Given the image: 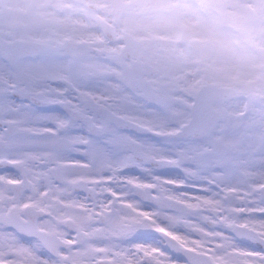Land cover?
I'll return each mask as SVG.
<instances>
[{
	"label": "snow or ice",
	"instance_id": "snow-or-ice-1",
	"mask_svg": "<svg viewBox=\"0 0 264 264\" xmlns=\"http://www.w3.org/2000/svg\"><path fill=\"white\" fill-rule=\"evenodd\" d=\"M0 264H264V116L0 48Z\"/></svg>",
	"mask_w": 264,
	"mask_h": 264
},
{
	"label": "flooded vegetation",
	"instance_id": "flooded-vegetation-1",
	"mask_svg": "<svg viewBox=\"0 0 264 264\" xmlns=\"http://www.w3.org/2000/svg\"><path fill=\"white\" fill-rule=\"evenodd\" d=\"M128 4L127 0H0V48L43 50L101 66L155 93L177 111H193L200 87L213 84L224 87L225 94L204 99L207 113H229L241 119L264 116V74L259 56L252 72L243 65L234 78L225 72L221 81L208 80L198 88L182 89L175 75L178 62L153 54L145 46L147 41L138 39L128 31L132 28L122 23L124 16L145 11ZM123 37L131 40L128 49ZM258 49L259 43L257 55Z\"/></svg>",
	"mask_w": 264,
	"mask_h": 264
},
{
	"label": "rangeland",
	"instance_id": "rangeland-1",
	"mask_svg": "<svg viewBox=\"0 0 264 264\" xmlns=\"http://www.w3.org/2000/svg\"><path fill=\"white\" fill-rule=\"evenodd\" d=\"M131 1L127 0L129 8L145 11L124 16L122 23L132 28L128 31L138 39L147 41L145 46L153 54L178 62L175 75L182 89L198 88L208 80L221 81L225 72L234 78L243 65L253 71L258 56L256 46L264 35V0H133L130 4ZM224 13L229 15L225 17ZM240 16L245 17L242 24L236 22ZM178 21L201 23L226 47L201 42L202 52L192 49L188 40L174 35Z\"/></svg>",
	"mask_w": 264,
	"mask_h": 264
},
{
	"label": "clouds",
	"instance_id": "clouds-1",
	"mask_svg": "<svg viewBox=\"0 0 264 264\" xmlns=\"http://www.w3.org/2000/svg\"><path fill=\"white\" fill-rule=\"evenodd\" d=\"M229 14L224 13L227 17ZM174 35L178 39H185L190 41H200L206 45L215 46L218 48L226 47L223 41L212 32L211 30H205L203 25L199 22H176L174 25ZM258 56L260 58L259 68L262 74H264V35L260 37Z\"/></svg>",
	"mask_w": 264,
	"mask_h": 264
},
{
	"label": "water",
	"instance_id": "water-1",
	"mask_svg": "<svg viewBox=\"0 0 264 264\" xmlns=\"http://www.w3.org/2000/svg\"><path fill=\"white\" fill-rule=\"evenodd\" d=\"M114 3V1H113ZM120 8V7H119ZM245 20L244 16H240L236 18V22L238 24H242ZM124 41H125V48L128 49L131 45V40L128 39L127 37H123ZM188 45L189 47H191L192 49L197 50L198 52H202L203 51V44L200 41H188ZM125 49V50H126ZM225 94V89L224 87H219L213 84H203L200 87V90L197 94V96L199 97L198 103L197 105L194 106L193 110H200L203 113H207L206 112V102L204 99H208L209 97L212 98H219L224 96ZM208 101V100H207ZM210 104V103H209ZM204 105V106H203Z\"/></svg>",
	"mask_w": 264,
	"mask_h": 264
}]
</instances>
